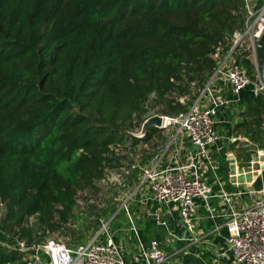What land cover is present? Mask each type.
Here are the masks:
<instances>
[{
    "label": "trees",
    "instance_id": "trees-1",
    "mask_svg": "<svg viewBox=\"0 0 264 264\" xmlns=\"http://www.w3.org/2000/svg\"><path fill=\"white\" fill-rule=\"evenodd\" d=\"M248 23L243 0H0V264H25L11 247L58 230L84 244L110 215L123 229L117 201L101 208L91 194L110 170L141 182L131 157L141 148L149 164L155 151L145 148L161 131L132 133L204 99ZM233 56L254 78L250 51ZM243 116L242 132L264 147V96ZM230 172L224 158L225 183ZM79 194L86 214L76 213Z\"/></svg>",
    "mask_w": 264,
    "mask_h": 264
},
{
    "label": "built area",
    "instance_id": "built-area-1",
    "mask_svg": "<svg viewBox=\"0 0 264 264\" xmlns=\"http://www.w3.org/2000/svg\"><path fill=\"white\" fill-rule=\"evenodd\" d=\"M243 1L250 23L243 34L235 35L233 48L220 59L213 79L217 81L221 78L229 84L236 97L240 96L244 88L252 85L253 95L257 98L264 96V83L256 55V43L264 34V5L255 10L253 3L256 0ZM238 48L250 51L251 60L256 67L254 78L235 63L233 51ZM215 58H219V53ZM231 58L233 63L229 65ZM211 83L204 90L205 97H210L208 104L204 103L205 98H200L188 111L177 116L160 115L163 120L159 129H174L175 136L150 166H138L143 173L142 184L150 189L151 197L157 204L177 208L189 232L196 228L199 202L203 201L204 206L211 211L210 201L217 199L223 209L214 214V217L224 220L228 231L227 243L232 249L235 264H264V187L239 193L225 188V182L219 176V164L214 158L213 148L221 141L215 129L216 117L227 101L221 96H214L211 89L214 83ZM184 139L194 149L188 160L183 161L178 156L173 165L163 168L164 160L175 141L181 144ZM243 141L253 147L248 139H231L233 144ZM253 150L257 155L256 165L259 169L264 168V149L253 147ZM208 173L212 174L214 184L219 186V192H213V187L206 178ZM119 210L127 215L128 235L137 238L134 261L137 264H172V255L162 248L158 240H152L146 245L138 239V227L129 213L127 202ZM115 216L116 214L104 223L91 240L78 246L68 247L50 240L34 247H28L25 242H17L11 248L25 253V264H128V250L123 241L117 242L111 236L101 239Z\"/></svg>",
    "mask_w": 264,
    "mask_h": 264
},
{
    "label": "crops",
    "instance_id": "crops-1",
    "mask_svg": "<svg viewBox=\"0 0 264 264\" xmlns=\"http://www.w3.org/2000/svg\"><path fill=\"white\" fill-rule=\"evenodd\" d=\"M263 5L264 0H256L253 3L255 10L260 9ZM232 63L233 59L231 58L228 64L232 65ZM211 89L214 94L221 95L227 101V104L219 109L216 117L215 129L221 137V141L219 145L213 148V153L216 162L219 164V172L220 163L224 154L227 155L230 152L236 154V156L232 155L234 159L231 163H228L231 166V172L227 177L228 183H224L225 188L230 192L239 193L252 189L258 190L264 187V168L259 169L258 165H256V157H254L256 155L255 151L253 149H250V151L246 149L248 154L246 153L247 155H245L242 151H238L241 148V144H233L231 142L234 134H244L242 132L244 129L239 127V125L244 120L246 121L243 113L248 109V104L256 98L253 95L252 85L244 88L240 96L237 97L232 93L231 86L221 78H218L214 82ZM163 131H166L165 134H168V130ZM261 131H264V125L261 127ZM158 135L161 136L162 134L158 133ZM246 138L252 144L249 139L250 137L246 136ZM184 140L181 144L175 141L173 147L168 152V156L164 160L163 168L173 165L178 156L183 161L188 160L189 155L194 149L188 140ZM252 145L253 147L255 146L254 144ZM242 147L246 148L245 146ZM255 147L258 148V146ZM158 155H161V153L154 154L151 162L145 164V166H150ZM247 156H250L251 159L248 160ZM212 177L211 173L206 175V178L213 187V192L217 193L219 192V186L214 184ZM222 180L225 182L223 178ZM142 181L143 177L141 182L136 184L138 185L136 191L128 194L124 202H127L129 213L137 224L138 239L140 241L147 245L152 240H158L165 250L169 249V246H174V251L172 254L170 253L173 257L172 261L174 264H235L232 249L227 243L228 231L224 225V220L214 217V214L219 213L223 209L222 204L217 199L210 201L211 211L204 206L203 201L199 202L195 221L196 228L189 232L184 226L177 208L173 205L162 206L157 204L151 197L150 189L146 185H143ZM135 200H137L134 203L137 204L136 207L132 204ZM123 217L125 219L123 222L124 228L120 231L124 232V235L121 234L125 236V241L123 242L127 249H130V247L136 246L137 238L134 235H128L129 221L127 215H123Z\"/></svg>",
    "mask_w": 264,
    "mask_h": 264
},
{
    "label": "rangeland",
    "instance_id": "rangeland-1",
    "mask_svg": "<svg viewBox=\"0 0 264 264\" xmlns=\"http://www.w3.org/2000/svg\"><path fill=\"white\" fill-rule=\"evenodd\" d=\"M214 96H221V95L214 94ZM209 98H210L209 95H206V97L204 99V103L205 104H208ZM153 116H155V115H153ZM153 116H151V117H153ZM149 118H147V120ZM141 131H142V128L138 129V130L136 129L135 132H133V134L140 135ZM161 131H162V132H160L162 134L161 137H163V138L161 139L159 137L158 133L155 134L153 136V138L151 139V141H150L149 145L147 146V148H145L146 150L151 149V152L155 151V154L156 153L158 154V153H162L166 149V147L169 145L172 137L175 135V130L174 129H169L167 131L168 134H165L166 131H163V130H161ZM232 138L233 139H236V138L247 139L246 136L244 134H242V133H236V134H234V137H232ZM249 139L251 140L252 144H254L255 146H258V148H263L264 149V147L260 146L261 145L260 143L255 142L251 138H249ZM154 144H156V146ZM240 144H241V146H240L241 148H239L238 151H242V153H244L245 155L248 154V151L246 152V149H248L249 151H250V149H253V147H251V145L246 143L245 141H243ZM242 146H245L246 148H243ZM255 146H254V148L258 149ZM140 149H139V151L136 152V156L135 157L133 156L134 159H133V157L130 156L131 160H134L133 163H134L136 169H138V166L141 165L140 164L141 161H142L141 159H143V156L140 153ZM232 155L236 156V154L234 152H230L227 155L224 154V156L222 157L221 163H220V170H221V165H222V163L224 161V158H225L226 162L231 163V161L234 159V158H232ZM252 157H253V154H252ZM254 157H257V155H254ZM125 171H127V170L124 169V168L121 169L120 171H116V170L108 171V174H107L106 178L98 185L100 191L98 193H96V194H91V199H92L91 202L96 204V205H99V207H101V208L102 207L105 208L106 206H108L107 205L108 200H115V201H117L118 208L120 209L121 206L126 201V198H127L128 194H130L132 192H135L136 189H137L136 187L138 186L136 184H135L136 186L135 185H133V186H129L128 185L129 184V176L130 175H129L128 172H125ZM78 199H79L80 203H79V207L76 210V213L81 212L82 214H86L84 212L88 211V207L85 204L84 198L81 197V194H79ZM136 201L137 200L132 202L134 207H136V205H137V204H134V203H136ZM138 204H139V202H138ZM2 210H3V205H0V214L2 213ZM123 215H125V214H123ZM111 217H113V215L108 216L103 221L105 223H107L111 219ZM86 218H87V216L84 219H86ZM74 223L75 222L73 221L72 222V225L74 227L73 229H75V230L83 229V220L79 219V221H77V223L75 225H74ZM36 225H37V220H36V217H34L31 220V227H34ZM123 225H124V223L122 222L120 227H122ZM123 233L124 232L120 231L119 228L118 229L116 227L113 228L112 225H111V227L108 228L107 231L103 232V235H102L101 239H105L107 236H111L117 242L124 241L125 236H123L124 235ZM121 234H123V235H121ZM94 236L95 235H91L90 234L89 236H87L85 241L87 242L88 240H91ZM50 240H53V241H55L57 243L65 244L68 247L72 246L71 245L72 243H71L70 235L65 236L64 233L62 231H60V230L52 232V233H49L47 235V238L43 239V241H42V243L40 245L45 244L47 241H50ZM78 245H80V244H77V245L75 244V246H78ZM175 249H176V247H175ZM127 250H128V257H127L128 258V264H137L134 261V256L136 255V248L135 247H130V249H127ZM166 251L168 252V254H170V253L172 254V252L174 251V246L173 247L169 246V249H167ZM172 259H173V257L171 258V260ZM172 263H173V261H172Z\"/></svg>",
    "mask_w": 264,
    "mask_h": 264
},
{
    "label": "water",
    "instance_id": "water-1",
    "mask_svg": "<svg viewBox=\"0 0 264 264\" xmlns=\"http://www.w3.org/2000/svg\"><path fill=\"white\" fill-rule=\"evenodd\" d=\"M256 55H257V63L258 68L260 71V75L262 78V81L264 83V34L261 37L260 40L256 43ZM162 117L160 115H155L153 117H150L142 126V131L140 135L133 134L137 138H144L146 135V132L150 128H157L159 129L162 125Z\"/></svg>",
    "mask_w": 264,
    "mask_h": 264
}]
</instances>
